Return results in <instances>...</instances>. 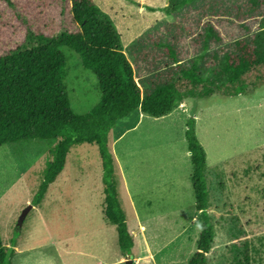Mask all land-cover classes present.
Returning a JSON list of instances; mask_svg holds the SVG:
<instances>
[{"label":"rangeland","instance_id":"374dc122","mask_svg":"<svg viewBox=\"0 0 264 264\" xmlns=\"http://www.w3.org/2000/svg\"><path fill=\"white\" fill-rule=\"evenodd\" d=\"M94 1L113 19L142 91L174 67L169 48L185 65L203 53L199 37L208 25L220 41L201 55L207 75L221 51L264 28V0H200L174 15L161 11L170 0ZM68 29H74L69 0H0V57L28 43L31 33L51 36ZM62 51L72 109L86 115L102 99L99 80L77 53ZM190 118L196 119L207 154L216 232L208 264H242L245 256L264 264V87L249 96L190 99L160 119L137 111L117 124L110 135L114 182L135 241V264H189L197 253L203 218L192 182ZM55 148V142L42 140L0 148V240L14 251L12 264H125L117 228L103 210L106 185L98 146L74 148L63 173L36 204Z\"/></svg>","mask_w":264,"mask_h":264},{"label":"trees","instance_id":"16d2710c","mask_svg":"<svg viewBox=\"0 0 264 264\" xmlns=\"http://www.w3.org/2000/svg\"><path fill=\"white\" fill-rule=\"evenodd\" d=\"M170 1L172 5L161 10L167 15L200 0ZM69 14L73 30L51 36L31 33L28 43L0 57V148L29 140L56 143L53 161L38 192L36 204H40L63 173L72 150L84 144L98 146L106 185L104 214L117 228L121 252L125 257L132 256L135 241L114 182L117 165L110 149L111 133L120 121L137 111L160 119L190 99H208L217 93L236 98L263 88L264 28L262 33L238 39L232 49L221 51L218 61L211 63V75H207L201 66V55L220 41L216 29L208 25L205 34L199 37L203 53L185 65L176 49L169 48L174 67L161 74L165 78L149 80V87L142 91L113 19L94 0H69ZM63 48L77 53L84 67L99 80L102 99L86 115H77L72 109L66 91L68 72ZM196 131V119L190 118L186 135L193 162L197 210L202 213L203 224L197 253L189 264H208L216 232L209 213L207 154ZM9 249L0 240V264H12L14 251ZM242 264L253 263L245 256Z\"/></svg>","mask_w":264,"mask_h":264},{"label":"water","instance_id":"95a60500","mask_svg":"<svg viewBox=\"0 0 264 264\" xmlns=\"http://www.w3.org/2000/svg\"><path fill=\"white\" fill-rule=\"evenodd\" d=\"M26 215H27V213H25L23 215V217L21 218V222H20L21 225L23 224V221H24ZM125 264H135L134 257L133 256H128Z\"/></svg>","mask_w":264,"mask_h":264},{"label":"crops","instance_id":"0c3cea01","mask_svg":"<svg viewBox=\"0 0 264 264\" xmlns=\"http://www.w3.org/2000/svg\"><path fill=\"white\" fill-rule=\"evenodd\" d=\"M135 41V40H134Z\"/></svg>","mask_w":264,"mask_h":264}]
</instances>
